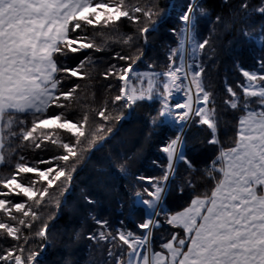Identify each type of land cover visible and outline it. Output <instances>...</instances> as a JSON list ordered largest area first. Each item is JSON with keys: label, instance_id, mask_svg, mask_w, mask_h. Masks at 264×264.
<instances>
[{"label": "snow or ice", "instance_id": "snow-or-ice-1", "mask_svg": "<svg viewBox=\"0 0 264 264\" xmlns=\"http://www.w3.org/2000/svg\"><path fill=\"white\" fill-rule=\"evenodd\" d=\"M241 7L246 9L248 5L242 2ZM257 11L264 15V4ZM131 13H143L149 21L154 15L143 7H129L125 0H0V165L10 168L9 174L0 178V213L7 217L0 220V238L11 237L17 242L23 239L27 244V237L21 235V226L31 229L32 223L40 218L34 209L45 203L50 189L62 178L70 182L74 169L68 162L78 155L82 139L89 135L87 112L79 120L68 118L70 102L79 85L62 90L58 73L83 78L85 64L91 61L82 60L76 67H60L56 62L57 54L85 49L103 51L80 32L87 26L107 28L122 18L139 22L140 17ZM197 13L203 15L204 9L189 0L177 17L182 24L179 30L182 39L176 49L170 50L167 71H134L133 65L139 57L133 60L118 54V59L132 62L120 69L113 65L104 74L105 78L114 77L122 82L113 97V105L123 101L122 107L132 109L139 101L156 98L161 101L159 117L165 121L170 119L177 126L175 137L168 138L160 147L168 161L163 176L165 182L175 162L192 167L182 133L193 115L199 117V124L213 130L209 143H219L215 138V109L207 107L212 93L205 89L204 68L198 63V53L209 41L196 40ZM139 31L146 38L150 29L145 25ZM171 31L175 34L177 30L172 28ZM130 40L128 37L124 42ZM257 64L259 73L240 70L246 81L238 85L243 101L231 86L227 88L231 98L225 104L232 109L240 107L245 114L239 118L233 146L221 148L211 161L208 171L216 183L210 193L196 196L182 211L170 214L162 203L165 186L154 177H138L151 185V190L145 189L148 199L140 193L133 198V211L136 205H144L149 210L144 221L137 224V228L143 230L142 235L118 230L116 235L100 231L89 236L92 240H118L127 246V251L117 257L116 264H264V58ZM161 77L162 91L155 83ZM174 92H182L185 99L170 105ZM249 98L257 99L250 101ZM194 103L202 106L194 110ZM49 109L63 111L48 115ZM23 114L32 116L30 127L20 119ZM96 115L104 122L123 118L122 114L112 117L107 106ZM152 123H156L155 117ZM51 128L65 130L75 138L74 142L44 134V129ZM38 129L41 134L36 136ZM96 131L103 132L104 125ZM91 136L95 143L96 133ZM16 141L30 142L36 149L45 141H51L62 154L33 162L32 166L20 155L13 163L12 156L19 147ZM53 160L58 163L53 165ZM39 164L49 166L42 170ZM27 174H34V178ZM20 196L26 198V202H13ZM161 213L168 225L182 231L172 233L170 239L161 244V251L149 252L146 247L149 234L160 226L155 217ZM93 219L101 228L108 224L106 220ZM47 231L48 225L43 223L35 235L46 237ZM112 255L110 251L109 256ZM40 256L39 250L26 253L23 246H10L0 249V264H41Z\"/></svg>", "mask_w": 264, "mask_h": 264}, {"label": "trees", "instance_id": "trees-1", "mask_svg": "<svg viewBox=\"0 0 264 264\" xmlns=\"http://www.w3.org/2000/svg\"><path fill=\"white\" fill-rule=\"evenodd\" d=\"M125 2L129 7L139 6L151 10L154 13L152 21L143 13H131L140 17L139 22L122 18L107 28L84 27L80 35L88 37L103 51L85 49L76 53L57 54L56 62L60 67H76L82 60L91 61L85 64L83 78L58 73L62 79V90L79 85L74 100L70 102L68 118L79 120L87 112L89 135L82 139L78 155L68 162L70 168L74 169L70 182L62 178L50 189L45 203L34 209L40 218L32 223L31 229L21 226V235L27 237V244L23 239L17 242L11 237L0 238V249L19 245L26 249V253L39 250L41 264H116L117 257L127 251V246L118 240H92L89 236L100 231L116 235L118 230L142 235L143 230L138 229L137 224L144 221L149 210L144 205H136L133 211V198L136 193H140L144 199H148L145 189L151 190V185L138 177H154L164 184L163 176L168 161L160 147L168 138H174L178 129L159 117L161 102L157 99L139 101L132 109L122 107L123 101L113 105V97L118 94L122 82L114 77L105 78L104 74L113 65L120 69L132 62L118 59V54L132 57L133 60L139 57L134 68L157 73L167 71L170 50L176 49L181 40L179 30L182 24L177 17L189 0ZM191 2L204 9L203 15L197 13L194 33L198 41H209L200 52L198 61L204 68L205 89L212 93L207 107L215 109V138L219 143H209L213 139V130L199 124V117L193 116L184 135L192 167L176 162L162 200L170 214L182 211L191 199L210 193L214 188L216 181L208 171L211 161L219 155L221 148L233 146L239 118L245 114L240 107L232 109L225 104L231 98L227 88L231 86L243 101L242 89L238 85L246 81L240 70L244 68L259 73L257 61L264 58V15L257 11L264 0ZM242 2L247 3L246 9L241 7ZM145 25L150 29L146 38L139 31ZM172 28L177 30L175 34ZM128 37L131 40L125 43ZM105 106L112 117L122 114L123 118L102 121L96 113ZM251 106L259 108L258 105ZM61 111L49 109L48 115ZM153 117L156 118L155 124L152 123ZM20 119L25 120L30 127L31 115L23 114ZM101 124L104 125V131L97 132ZM43 132L53 138L58 136L65 142H74L75 139L61 129H44ZM91 133H96L95 143H92ZM40 134L41 130L38 129L34 135ZM16 144L19 147L12 156L13 163L20 155L32 166L33 162L49 160L62 154V150L51 141H45L40 149L34 148L30 142L16 141ZM56 163L53 160V165ZM38 166L43 170L49 165ZM9 171V167L0 165V178L9 174ZM27 175L34 178V174ZM13 202H26V198L15 197ZM14 214L21 217L19 213ZM159 216L156 219L160 226L154 228L152 251H161V244L167 242L172 233L182 231L168 225L164 216ZM93 217L106 220L107 226L101 228ZM0 220H7V217L0 213ZM43 223L48 225L47 236L38 237L35 233ZM110 251L112 256H109Z\"/></svg>", "mask_w": 264, "mask_h": 264}, {"label": "rangeland", "instance_id": "rangeland-1", "mask_svg": "<svg viewBox=\"0 0 264 264\" xmlns=\"http://www.w3.org/2000/svg\"><path fill=\"white\" fill-rule=\"evenodd\" d=\"M197 0H195V2H196ZM194 2V3H195ZM194 5V4H193ZM181 39H182V37H181ZM197 40V39H196ZM198 41V40H197ZM199 55H200V52L198 53V60H199ZM198 63H199V61H198ZM134 71H139L140 73H144V72H151V71H144V70H142V69H140V68H138V67H135L134 68ZM157 73V72H156ZM160 80H161V78H157L156 80H155V83L157 84V86H158V89L159 90H161L162 91V88H160L159 87V84H160ZM133 82L135 83V80H133ZM146 84H147V81H145V86H146ZM154 99H156V98H154ZM185 99V97L183 96V94H182V92H174V94H173V96L170 98V100H169V103H170V105H174L176 102H178V101H183ZM194 99H195V97H194ZM157 100H159V99H157ZM160 101V100H159ZM161 102V101H160ZM199 106H202V105H198V104H196V103H194L193 104V109L195 110L197 107H199ZM194 116V115H193ZM193 116L191 117V120H192V118H193ZM190 120V119H189ZM189 120L187 121V124H186V126L184 127V130H183V133H182V135L184 136L185 135V133H186V131H187V129H188V127H189V125H190V123H191V121L189 122ZM166 122H168V123H171V124H173L174 126H176L170 119L169 120H167ZM189 122V123H188ZM177 127V126H176ZM176 164V163H175ZM175 167V166H174ZM173 171H174V169H173ZM173 171H172V173H173ZM171 173V174H172ZM169 175H170V173H169ZM172 176V175H171ZM171 176L168 178V180H167V182H165L164 181V186H165V192H166V188H167V184L169 183V181H170V178H171ZM165 192H164V194H163V198H164V196H165ZM163 200V199H162ZM160 216H164V214L162 213V214H160ZM159 216V217H160ZM157 217H155V219H156ZM164 219H165V217H163ZM155 234H154V229H152L151 230V232H150V234H149V244L146 246L147 247V249H148V251L149 252H153L152 250H153V236H154ZM139 236H141V235H139ZM142 254H144L143 252H142Z\"/></svg>", "mask_w": 264, "mask_h": 264}, {"label": "bare ground", "instance_id": "bare-ground-1", "mask_svg": "<svg viewBox=\"0 0 264 264\" xmlns=\"http://www.w3.org/2000/svg\"><path fill=\"white\" fill-rule=\"evenodd\" d=\"M183 137H184V136H183ZM175 163H176V162H175ZM175 163H174V166H175ZM174 166H173V169H174ZM171 173H172V172H171ZM171 173H170L169 177L172 175Z\"/></svg>", "mask_w": 264, "mask_h": 264}, {"label": "water", "instance_id": "water-1", "mask_svg": "<svg viewBox=\"0 0 264 264\" xmlns=\"http://www.w3.org/2000/svg\"><path fill=\"white\" fill-rule=\"evenodd\" d=\"M190 121H191V118H190L189 122H190ZM189 122H188V123H189ZM167 185H168V184H167Z\"/></svg>", "mask_w": 264, "mask_h": 264}]
</instances>
